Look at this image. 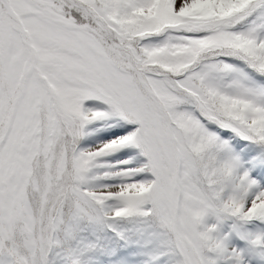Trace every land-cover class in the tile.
Returning a JSON list of instances; mask_svg holds the SVG:
<instances>
[{
	"label": "snow or ice",
	"instance_id": "1",
	"mask_svg": "<svg viewBox=\"0 0 264 264\" xmlns=\"http://www.w3.org/2000/svg\"><path fill=\"white\" fill-rule=\"evenodd\" d=\"M0 264H264V0H0Z\"/></svg>",
	"mask_w": 264,
	"mask_h": 264
}]
</instances>
